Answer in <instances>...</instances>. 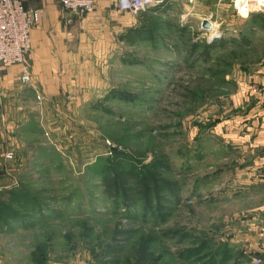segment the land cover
Wrapping results in <instances>:
<instances>
[{
  "label": "rangeland",
  "instance_id": "obj_1",
  "mask_svg": "<svg viewBox=\"0 0 264 264\" xmlns=\"http://www.w3.org/2000/svg\"><path fill=\"white\" fill-rule=\"evenodd\" d=\"M42 1L0 72V264H264V13Z\"/></svg>",
  "mask_w": 264,
  "mask_h": 264
},
{
  "label": "built area",
  "instance_id": "obj_2",
  "mask_svg": "<svg viewBox=\"0 0 264 264\" xmlns=\"http://www.w3.org/2000/svg\"><path fill=\"white\" fill-rule=\"evenodd\" d=\"M34 0H0V72L12 64L25 61L31 46V32L42 17V10L30 3ZM37 1V0H35ZM68 10L79 13L93 11L102 0H56ZM108 5H113L119 11L132 13L141 12L149 7H158L180 0H104ZM255 4V0H249V7ZM233 6L237 14L239 10L233 0ZM243 5L241 4V7ZM264 13V7L260 11H249L248 16L253 13ZM241 15V14H240ZM243 16V15H241ZM205 20V19H204ZM210 22V21H209ZM211 23V22H210ZM211 29L214 30L213 23ZM213 34L211 38H213ZM209 39V41L211 40ZM24 82L29 81L27 72L22 74ZM259 91V88H258Z\"/></svg>",
  "mask_w": 264,
  "mask_h": 264
},
{
  "label": "crops",
  "instance_id": "obj_3",
  "mask_svg": "<svg viewBox=\"0 0 264 264\" xmlns=\"http://www.w3.org/2000/svg\"><path fill=\"white\" fill-rule=\"evenodd\" d=\"M49 1L52 0H47V2ZM42 2V0H34L30 4L38 7ZM35 29L36 27L32 29L33 35L35 34ZM259 82L261 95L250 94V148L252 147L251 151H254L263 147L261 159L264 162V73H262Z\"/></svg>",
  "mask_w": 264,
  "mask_h": 264
},
{
  "label": "trees",
  "instance_id": "obj_4",
  "mask_svg": "<svg viewBox=\"0 0 264 264\" xmlns=\"http://www.w3.org/2000/svg\"><path fill=\"white\" fill-rule=\"evenodd\" d=\"M161 6H164V5H161ZM159 7V6H158ZM177 47V46H176ZM209 45H207V48L205 50H209ZM195 48L192 47L190 50H189V53L190 52H194ZM167 187V186H166ZM166 187H162L164 190H167L168 188ZM162 188H159V189H162ZM173 192V191H172ZM161 196H157L156 198L157 199H160ZM163 198V197H162ZM11 214L14 216L15 214L13 212H11ZM151 237H140L139 238V241L137 243V248H135V251H138L139 254H140V258H139V263L140 264H150L149 262L152 260V258L154 257L153 255V252L150 250V247H149V243L151 241ZM193 250V249H191ZM186 255L188 254H191L192 252H187L185 251ZM215 261H212L211 264H213Z\"/></svg>",
  "mask_w": 264,
  "mask_h": 264
},
{
  "label": "clouds",
  "instance_id": "obj_5",
  "mask_svg": "<svg viewBox=\"0 0 264 264\" xmlns=\"http://www.w3.org/2000/svg\"><path fill=\"white\" fill-rule=\"evenodd\" d=\"M241 4L243 5L242 7ZM235 5L239 10V14L246 18L249 11H260L264 7V0H255V4L251 9L249 7V0H235Z\"/></svg>",
  "mask_w": 264,
  "mask_h": 264
},
{
  "label": "water",
  "instance_id": "obj_6",
  "mask_svg": "<svg viewBox=\"0 0 264 264\" xmlns=\"http://www.w3.org/2000/svg\"><path fill=\"white\" fill-rule=\"evenodd\" d=\"M202 25H203V28L204 29H211V23L208 21V20H203V23H202ZM215 41V39H213V41H211V42H214Z\"/></svg>",
  "mask_w": 264,
  "mask_h": 264
}]
</instances>
